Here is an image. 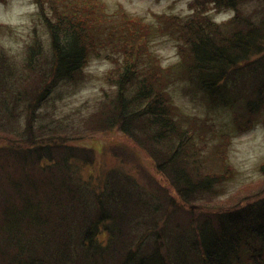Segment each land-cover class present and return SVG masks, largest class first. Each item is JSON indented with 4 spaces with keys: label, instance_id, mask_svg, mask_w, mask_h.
I'll return each mask as SVG.
<instances>
[{
    "label": "trees",
    "instance_id": "obj_1",
    "mask_svg": "<svg viewBox=\"0 0 264 264\" xmlns=\"http://www.w3.org/2000/svg\"><path fill=\"white\" fill-rule=\"evenodd\" d=\"M37 2L48 37L35 32L21 59L0 45V264H264V162L263 179L228 189L232 165L208 162L214 123L174 101L184 92L208 110H232L240 130L264 124V0H193L192 14L166 15L158 30L182 57L166 66L147 50L145 67L142 47L131 55L128 17H108L101 0ZM213 9L229 14L215 20ZM108 55L123 63L94 115L35 119L53 86L76 85L90 58ZM83 126L119 128L167 183L145 167L141 177L113 166L87 179L94 150L71 144ZM224 194L232 198L221 206ZM204 201L214 204L189 208Z\"/></svg>",
    "mask_w": 264,
    "mask_h": 264
},
{
    "label": "rangeland",
    "instance_id": "obj_2",
    "mask_svg": "<svg viewBox=\"0 0 264 264\" xmlns=\"http://www.w3.org/2000/svg\"><path fill=\"white\" fill-rule=\"evenodd\" d=\"M192 2L193 0H101V7L102 9L106 8L107 14H111L107 15L108 17L118 13L127 16L128 22L132 20L134 27L137 26V30H139H136L134 34L135 31H130V22H124L127 24L125 31L127 32L128 29L129 34L137 35L134 41L131 42L133 46L131 47L133 49L131 55H136L141 47L144 51V53L138 54L143 56L139 62L141 66L148 65V52L156 53L160 62L167 66L179 60L182 56L179 55L177 41L172 40L168 34L161 33L158 27L167 23L170 24L168 18H165L166 15L176 14L183 18L192 14L194 12ZM37 4V0H0V45L15 59L24 57L26 46L33 40L35 32L43 38L48 37V30L38 14ZM228 14L229 11L213 9L211 18L221 20L227 17ZM155 15L157 16L156 23L151 20ZM150 20L153 22L152 25L157 27L156 32H153V28H151L152 32L148 33L150 28L147 27L146 22ZM117 33L120 36V32ZM148 37L150 38L147 39ZM145 41H147L146 44H144ZM147 50L148 52H145ZM116 54L114 53V55ZM126 55L129 56L128 52H126ZM108 56L110 57L90 58L84 68L83 79L77 80L76 85L66 82L64 84L60 83L61 85L57 84L56 88L53 86L52 97L42 103V109L37 107L38 111L40 109L41 111L35 119H40L43 122L52 118L72 121L73 115H76L78 109L84 115L93 114L96 109V99L103 95L104 88L110 90L112 86L108 82L107 76L111 70H115L116 66L120 65L121 61L123 63L120 55L117 59L111 55ZM174 99L182 112L202 115L209 123H214V128L210 125L205 129L210 135H213L211 130L216 132V135L209 139L210 147L205 146V148L208 147L206 151L209 155L208 162L211 165L219 163L221 172L224 170L223 157H225L228 164L232 165L231 170H234V175L227 182L228 189L233 190L235 186L247 179H254L253 181L257 178L263 179L260 171L264 162L263 121L258 119L254 126L249 127V125L248 128L243 124L242 126L245 128L240 130L238 129L239 123L234 121L235 115L232 110L221 108L217 111L208 110L200 101L196 103L188 96L186 97L184 92L182 94L177 92ZM88 102L90 103L89 107L85 105ZM84 131L90 132L85 133ZM82 133L85 134L83 138H80L81 134H78L76 138L73 135L74 139L71 144L75 145L76 142L94 150L95 160L84 166L82 171L87 179L97 180L100 174L113 168V166L121 167L141 177L143 175L141 170L145 167L158 179L163 180V183H167L161 173L156 171L155 165L146 151L135 144L119 128L114 127L96 131L91 127L88 130L83 126ZM224 133L226 135L221 136ZM219 147L222 148V151L218 152ZM263 187L264 184L256 190H261ZM172 191L175 192L174 189ZM228 196L224 194L223 200L219 199L221 206L226 205L225 203L229 201V198H232ZM213 204L214 202L204 201L195 206L191 204L189 208H193V211L198 214L200 210L211 207Z\"/></svg>",
    "mask_w": 264,
    "mask_h": 264
}]
</instances>
